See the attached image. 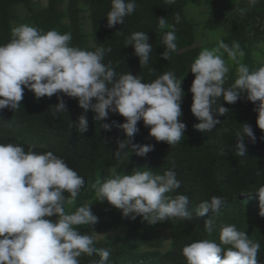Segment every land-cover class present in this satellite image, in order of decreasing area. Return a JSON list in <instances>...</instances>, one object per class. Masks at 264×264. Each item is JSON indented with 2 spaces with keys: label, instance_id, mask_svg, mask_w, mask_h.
Listing matches in <instances>:
<instances>
[{
  "label": "clouds",
  "instance_id": "1",
  "mask_svg": "<svg viewBox=\"0 0 264 264\" xmlns=\"http://www.w3.org/2000/svg\"><path fill=\"white\" fill-rule=\"evenodd\" d=\"M164 2L172 5L176 0ZM249 3L255 5L257 0H249ZM137 7L136 0H111V9L106 15L107 27L124 24L125 17L133 14ZM244 11L241 9L242 14ZM174 18L176 23L180 22L179 13ZM158 27H169L167 19L158 18ZM172 27L174 29V25ZM149 39L148 33L143 31L125 37V47L134 48L142 68L149 65L153 50ZM176 39L174 30L164 33L163 59L169 61L170 54L177 51ZM71 41V33L62 34L55 29L45 32L29 24L13 27L9 42L0 45V110H17L27 89L37 100L56 94L59 103L52 107L55 117L67 111L66 101L59 95L63 93L77 98L84 109L77 121H72V127H77L79 133L88 131L89 109L96 113L95 121L105 120L109 111L125 118L119 127L127 139L117 141L118 150L114 153L117 159L129 145L141 157L154 150L153 145L132 142L141 120L150 128L149 136L157 142H166L172 148L180 143L187 127L180 119L185 93L182 81L174 72H165L149 83L131 71L118 75L111 62H103L106 53L112 51L111 47L101 46L89 51L71 46ZM221 50L238 65L236 79L228 88L224 85L230 66ZM244 56L239 42L233 41L229 46L221 39L216 48L202 50L191 64L190 71L195 77L190 87L193 94L191 112L199 120L193 125L196 130L212 131L221 123L218 117L224 116L229 109L222 103L217 104L219 98L235 104L245 92L247 99L256 105L257 125L264 130V66L250 71L240 62ZM102 127L110 131L112 126L104 123ZM235 136L238 141L235 155L247 156L245 137L253 143L257 139L252 126L244 123L242 131H237ZM261 174V171L256 173L257 176ZM84 186V178L52 151L39 153L32 147L26 151L20 144L0 143V264H80L82 255L100 257L91 264H108L110 249L97 248L94 235L78 231L80 225L98 223L91 204L79 206L71 214L65 211V203H74ZM92 187L96 201H107L122 210L125 217L141 216L150 224L193 218L187 195H168L181 187L173 169L162 175L154 174L151 169H135L130 175L97 179ZM257 192L259 215L264 217V184ZM226 203V198L212 196L198 205L195 215L204 217L210 209L219 212ZM203 226L209 234L217 227L212 218L206 219ZM260 247L258 241L249 239L235 224H221L219 242L214 239L191 242L183 247L182 255L187 264H258Z\"/></svg>",
  "mask_w": 264,
  "mask_h": 264
},
{
  "label": "trees",
  "instance_id": "2",
  "mask_svg": "<svg viewBox=\"0 0 264 264\" xmlns=\"http://www.w3.org/2000/svg\"><path fill=\"white\" fill-rule=\"evenodd\" d=\"M200 1L213 6L202 24L191 21L186 13L187 7L195 0H176L172 5L165 4L164 0H136V11L125 17L124 24L110 29L106 15L111 9V0H47L45 6L41 5V0H0V45L11 39L17 10L22 8L26 11L24 24L36 26L45 32L55 29L62 34L71 33V46L89 51L101 46L111 47L112 51L106 53L103 62H111L118 75L131 71L149 83L163 73L172 71L182 81L185 95L180 119L187 126L185 136L172 148L166 142H157L150 137V128L145 127L141 120L132 142L154 146V150L143 157L136 155L131 145L123 150L119 159L114 156L118 150L117 141L127 139L126 133L119 127L125 118L118 113L109 111L105 120L95 121L96 113L89 109L88 131L79 133L77 127H72V121H77L84 109L79 106L77 98L63 93L59 95L66 101L67 111L57 113L55 117L52 107L59 103L57 95L37 100L34 93L27 89L17 110H0V143L20 144L26 151L29 147L39 153L52 151L84 178L85 186L75 202L65 203L64 207L69 212H75L79 206L89 202L92 204V212L98 217V223L80 225L78 231L94 236L114 234L96 240L95 244L97 248L110 249L108 264H187L182 255L183 247L202 239L219 242L221 224H235L249 239L258 241L261 245L258 264H264V217L259 215L260 197L257 192L264 184V140H261L264 130L257 125L256 105L247 99L246 92L235 104H228L221 97L217 104L222 103L229 111L218 117L221 123L212 131L201 132L193 127L199 120L191 112L193 94L190 92L195 78L190 66L201 52L196 46L200 27L205 30L224 29L229 35V46L233 41L239 42L245 53L244 64L250 71L264 66V62H261L264 59V0H257L255 5L250 4L249 0ZM241 9L245 10L243 14ZM85 12L88 14L89 32L84 28ZM176 13L181 17L179 23L174 18ZM160 17L167 19L169 27H158ZM172 30L177 37V51L170 54L168 61L161 57L165 51L162 38L165 32ZM135 31L148 33L149 43L152 44L149 65L144 68L134 54V48L125 47V37ZM235 71L227 76L225 88L234 83ZM104 123L112 126L110 131L102 127ZM244 123L252 126L257 139L253 143L245 137L247 156L239 157L235 155L238 143L235 133L242 131ZM135 169H151L154 174L161 175L173 169L181 181V187L168 195H187L193 218L187 221L167 219L150 224L141 216L135 219L125 217L122 210L107 201H96L92 185L97 179L130 175ZM257 171L262 174L257 176ZM68 195L65 193L66 197ZM212 196L226 198V205L219 212L210 209L204 217H197L198 205ZM208 218L214 219L217 225L211 234L203 226ZM121 228L125 229L124 234H116ZM158 229L165 230L170 239V247L165 251L162 250L163 240ZM99 258L82 255L80 264H91L92 260Z\"/></svg>",
  "mask_w": 264,
  "mask_h": 264
},
{
  "label": "rangeland",
  "instance_id": "3",
  "mask_svg": "<svg viewBox=\"0 0 264 264\" xmlns=\"http://www.w3.org/2000/svg\"><path fill=\"white\" fill-rule=\"evenodd\" d=\"M47 4V0H41V5L45 6ZM213 6H210V4H206L205 2H201L200 0H195L194 3H191L187 9H186V13L188 18L191 21H194L195 23H200L202 24L204 19L206 18L207 13L209 12V9L211 10ZM17 20L14 22V27L20 24H24V16L26 14V11H24L22 8L17 10ZM84 16L86 17L85 19V25L84 28L86 30V32H89V22H88V14L85 12ZM223 39L225 43L229 44V35L226 33V31L224 29H215V30H205L202 27H200L197 31V39H196V46L200 48V50H204V49H214L217 47V44L219 42V40ZM221 53L223 54V58L225 59L226 63L230 66V72L228 74V76H230L232 74V72L234 71V69L236 70L237 67L234 62H232L228 56H225L226 53H223V50H221ZM225 56V57H224ZM245 59L240 58V62L244 63ZM261 62H264V59H261ZM236 73V71H235ZM87 204H91L90 202ZM92 205V204H91ZM67 212L69 214L73 213V212H69L68 208L65 207ZM92 210V207H91ZM51 219L55 220L56 217H52ZM125 229L121 228L118 230V232H116V234L118 235H123L124 234ZM159 231V235L163 240V247L162 250L165 251L170 247V239L168 237V234L165 230L163 229H158ZM108 235H114V234H107V235H98L95 236L96 240H99L101 238H104Z\"/></svg>",
  "mask_w": 264,
  "mask_h": 264
}]
</instances>
